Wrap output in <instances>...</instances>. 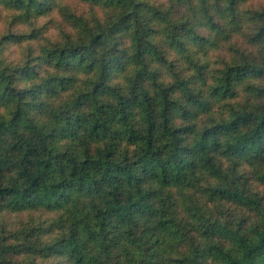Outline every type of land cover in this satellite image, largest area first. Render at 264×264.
<instances>
[{
    "label": "trees",
    "instance_id": "16d2710c",
    "mask_svg": "<svg viewBox=\"0 0 264 264\" xmlns=\"http://www.w3.org/2000/svg\"><path fill=\"white\" fill-rule=\"evenodd\" d=\"M2 23L0 218L55 215L0 225V264H264V0H0Z\"/></svg>",
    "mask_w": 264,
    "mask_h": 264
},
{
    "label": "rangeland",
    "instance_id": "374dc122",
    "mask_svg": "<svg viewBox=\"0 0 264 264\" xmlns=\"http://www.w3.org/2000/svg\"><path fill=\"white\" fill-rule=\"evenodd\" d=\"M5 25V24H4ZM6 27L3 26V23L0 24V32H5ZM257 190L264 192V188L260 185H256ZM178 206L180 212H184L185 210L182 208L181 203L178 201ZM186 212V211H185ZM232 214H237L235 212V208L231 209ZM55 214L45 211V210H37V211H27L23 213L9 214L2 218H0V225H5V229L7 232L17 231L23 225L30 226H38L42 223L51 220ZM240 215V211L238 213ZM1 228V227H0Z\"/></svg>",
    "mask_w": 264,
    "mask_h": 264
}]
</instances>
